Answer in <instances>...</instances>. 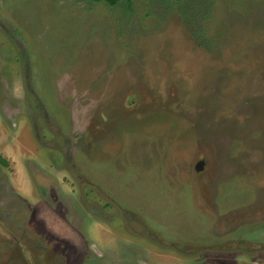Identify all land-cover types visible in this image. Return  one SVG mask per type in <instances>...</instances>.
Masks as SVG:
<instances>
[{"label":"rangeland","instance_id":"1","mask_svg":"<svg viewBox=\"0 0 264 264\" xmlns=\"http://www.w3.org/2000/svg\"><path fill=\"white\" fill-rule=\"evenodd\" d=\"M0 264H264V0H0Z\"/></svg>","mask_w":264,"mask_h":264},{"label":"trees","instance_id":"2","mask_svg":"<svg viewBox=\"0 0 264 264\" xmlns=\"http://www.w3.org/2000/svg\"><path fill=\"white\" fill-rule=\"evenodd\" d=\"M91 1L95 3H105L110 6H117L125 0H91Z\"/></svg>","mask_w":264,"mask_h":264}]
</instances>
